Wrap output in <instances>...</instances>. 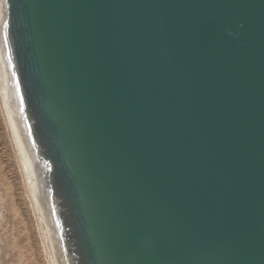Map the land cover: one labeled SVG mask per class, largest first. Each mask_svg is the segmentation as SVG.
<instances>
[{
	"label": "water",
	"instance_id": "1",
	"mask_svg": "<svg viewBox=\"0 0 264 264\" xmlns=\"http://www.w3.org/2000/svg\"><path fill=\"white\" fill-rule=\"evenodd\" d=\"M4 4L65 264H264V0Z\"/></svg>",
	"mask_w": 264,
	"mask_h": 264
},
{
	"label": "rangeland",
	"instance_id": "2",
	"mask_svg": "<svg viewBox=\"0 0 264 264\" xmlns=\"http://www.w3.org/2000/svg\"><path fill=\"white\" fill-rule=\"evenodd\" d=\"M0 110V264H47Z\"/></svg>",
	"mask_w": 264,
	"mask_h": 264
},
{
	"label": "bare ground",
	"instance_id": "3",
	"mask_svg": "<svg viewBox=\"0 0 264 264\" xmlns=\"http://www.w3.org/2000/svg\"><path fill=\"white\" fill-rule=\"evenodd\" d=\"M4 0H0V33L5 19ZM0 110L14 151L19 174L31 212L35 218L47 264H65L60 248V237L52 220V213L42 195L40 176L35 166V156L24 135L20 115L10 88L7 62L1 49L0 37Z\"/></svg>",
	"mask_w": 264,
	"mask_h": 264
},
{
	"label": "snow or ice",
	"instance_id": "4",
	"mask_svg": "<svg viewBox=\"0 0 264 264\" xmlns=\"http://www.w3.org/2000/svg\"><path fill=\"white\" fill-rule=\"evenodd\" d=\"M4 26H5V28L7 27V22H5V25Z\"/></svg>",
	"mask_w": 264,
	"mask_h": 264
}]
</instances>
